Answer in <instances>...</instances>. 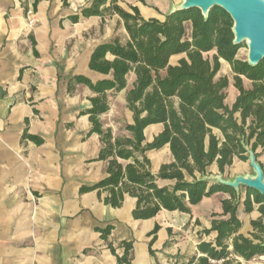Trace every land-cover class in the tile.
<instances>
[{"label": "crops", "instance_id": "obj_1", "mask_svg": "<svg viewBox=\"0 0 264 264\" xmlns=\"http://www.w3.org/2000/svg\"><path fill=\"white\" fill-rule=\"evenodd\" d=\"M93 1L42 0L35 5V0H0V264H126L119 263L126 252L124 242L132 244L129 264H189L203 256L199 245L216 236L203 232L212 228V214L223 213L221 202L230 194L204 198L190 207V213L162 210L152 219L136 220L135 198L126 196L122 207L113 208L104 203L106 192H82L107 177L108 161L99 159L101 137L91 133L88 110L95 94L74 79H106L90 69L92 54L116 39L123 45L129 40L119 16L82 15ZM118 2L126 10L138 8L145 19L158 20H164L172 4L180 3ZM219 73L216 79L226 77ZM135 79L131 72L126 89L107 92L109 110L99 119L114 139L131 136L126 127L133 125L134 115L126 95ZM228 93L226 104L231 107L239 93L233 84ZM163 128H146V143ZM146 157L154 175L174 161L168 146ZM258 160L264 165V149ZM236 162L241 161L234 159L233 165ZM226 171L224 177L232 179ZM207 173L221 174L216 164ZM238 215L240 233L248 237L251 222L260 214L254 209L249 216L241 206ZM156 226L159 230L153 235Z\"/></svg>", "mask_w": 264, "mask_h": 264}, {"label": "trees", "instance_id": "obj_2", "mask_svg": "<svg viewBox=\"0 0 264 264\" xmlns=\"http://www.w3.org/2000/svg\"><path fill=\"white\" fill-rule=\"evenodd\" d=\"M39 1L42 0H35V5ZM82 15L102 18L117 15L129 36L125 45L116 39L98 46L92 54L90 69L107 76L106 79L96 83L82 76L74 79L95 94L90 99L92 108L88 110L93 126L91 133L100 135L99 159L108 161L107 177L92 188H83L82 192L99 190V196L106 192L104 203L113 208L122 207L126 196L135 198L133 217L136 220L152 219L162 210L190 213V207L204 198L219 192L228 193L230 199L221 202L223 213L212 214V228L203 232L206 236H216L199 245L203 256L194 257L189 264H211L220 260H224L223 264H242L231 259L232 256L245 261L264 256V197L247 191L243 203L245 213L251 214L257 204L260 214L258 220L251 222L254 233L248 238L240 233L241 197L232 188L201 180L209 175L208 168L213 164L224 174L234 159L248 162L246 147L254 152L257 160L261 156L264 149V61L251 67L246 60L237 59L242 46L233 43V22L220 9L213 10L208 19L200 10L193 9L158 20L145 19L136 7L126 10L118 0H94ZM73 20L77 21L78 16ZM188 24L192 27L190 36L187 35ZM213 51L216 54L212 61L204 57ZM107 55L113 59H106ZM175 56L181 58L172 65L170 61ZM221 60L231 66L233 85L239 93L231 107L226 104L229 79H216ZM131 72L136 77L126 95L127 106L134 115L133 125L126 127L131 136L114 139L110 130L103 129L99 117L109 110L107 92L126 89V77ZM243 79L251 82V88L244 87ZM156 124H162L163 131L151 143H146V128ZM165 146L169 147L174 161L162 165L154 175L146 153ZM159 181L170 185L160 186ZM158 230L156 226L152 234H157ZM108 234L109 229L103 231L104 239ZM122 245L126 252L119 263L129 264L132 244L124 242ZM112 251L115 252L113 248Z\"/></svg>", "mask_w": 264, "mask_h": 264}, {"label": "water", "instance_id": "obj_3", "mask_svg": "<svg viewBox=\"0 0 264 264\" xmlns=\"http://www.w3.org/2000/svg\"><path fill=\"white\" fill-rule=\"evenodd\" d=\"M193 9L200 10L205 19H208L215 9L224 11L233 22V43H245L248 47L246 62L251 67H257L264 61V0H181L179 4H172L168 15ZM246 149L252 175H237L226 179L223 174H209L201 180L232 188L239 197L241 188L257 192L264 197V168L254 152L248 147Z\"/></svg>", "mask_w": 264, "mask_h": 264}, {"label": "rangeland", "instance_id": "obj_4", "mask_svg": "<svg viewBox=\"0 0 264 264\" xmlns=\"http://www.w3.org/2000/svg\"><path fill=\"white\" fill-rule=\"evenodd\" d=\"M176 1H181V0H176ZM191 24H188L187 25V35L190 36L191 35ZM242 47L240 48L239 52H238V55H237V59L238 60H242V61H245L247 60V56H248V47L245 43H243L241 45ZM216 54V51H213V52H210V53H207L204 55L205 58H209L211 61L213 60V56ZM224 61V60H223ZM173 62L175 63L176 61L173 60ZM219 76H226L228 79H229V88L228 90L230 89L231 87V84H234V74L232 72V68L231 66L229 67L228 65H225L223 67H221V70H220V73H219ZM218 78V77H217ZM243 84H244V87L249 89L251 88V82L248 81L247 79H243ZM227 90V91H228ZM229 95V93H228ZM263 150L261 151V154H262ZM227 170V171H226ZM225 171H226V174L227 177H231V178H234L236 175L238 174H243V175H252L253 172H252V169L249 168L248 166V163L247 162H236L233 166L227 168ZM247 189L245 188H241V206L244 208V201L246 199V196H247ZM240 206V207H241ZM254 209L255 211L258 212V209H259V205L257 204H254ZM257 209V210H256ZM245 210V208H244ZM259 213V212H258ZM250 216V214H247ZM260 218V217H259ZM258 218V219H259ZM257 219V220H258ZM252 233H254V229L252 227ZM250 233L248 235V238H252L251 234ZM260 236L262 237L263 235L260 234ZM232 249V248H230ZM234 261L237 260L238 262H241L242 264H264V256H261V257H255L254 259H252L251 261H245L244 259L240 258V257H237V256H232V258Z\"/></svg>", "mask_w": 264, "mask_h": 264}, {"label": "built area", "instance_id": "obj_5", "mask_svg": "<svg viewBox=\"0 0 264 264\" xmlns=\"http://www.w3.org/2000/svg\"><path fill=\"white\" fill-rule=\"evenodd\" d=\"M32 14V12H30V15ZM224 260H220V261H211V264H223Z\"/></svg>", "mask_w": 264, "mask_h": 264}]
</instances>
